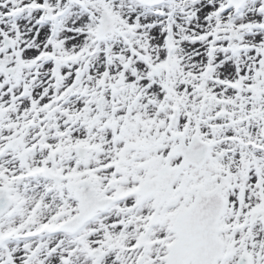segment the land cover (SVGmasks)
Segmentation results:
<instances>
[{
	"label": "snow or ice",
	"instance_id": "obj_1",
	"mask_svg": "<svg viewBox=\"0 0 264 264\" xmlns=\"http://www.w3.org/2000/svg\"><path fill=\"white\" fill-rule=\"evenodd\" d=\"M0 264H264V0H0Z\"/></svg>",
	"mask_w": 264,
	"mask_h": 264
}]
</instances>
